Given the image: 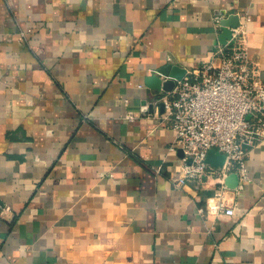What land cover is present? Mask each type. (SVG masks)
<instances>
[{"label":"crops","instance_id":"0c3cea01","mask_svg":"<svg viewBox=\"0 0 264 264\" xmlns=\"http://www.w3.org/2000/svg\"><path fill=\"white\" fill-rule=\"evenodd\" d=\"M216 44L264 82V0H0V264H264V138L248 181L224 178L235 212L203 213L224 155L175 187L167 92L145 83Z\"/></svg>","mask_w":264,"mask_h":264},{"label":"built area","instance_id":"2783aa9c","mask_svg":"<svg viewBox=\"0 0 264 264\" xmlns=\"http://www.w3.org/2000/svg\"><path fill=\"white\" fill-rule=\"evenodd\" d=\"M237 34L238 28H233L230 39ZM159 101L172 120V147L182 153L173 185L182 187L187 181L210 175L206 154L217 149L224 155L223 164L215 170L217 186L199 211L232 215L235 211L228 204L224 178L235 172L240 183L248 181V151L264 138V82L257 76L255 62L244 50H227L216 44L211 58L186 69ZM126 117L134 118L131 113ZM8 211L0 201V218Z\"/></svg>","mask_w":264,"mask_h":264},{"label":"water","instance_id":"95a60500","mask_svg":"<svg viewBox=\"0 0 264 264\" xmlns=\"http://www.w3.org/2000/svg\"><path fill=\"white\" fill-rule=\"evenodd\" d=\"M220 23L221 33L219 35V40L221 43H225L227 39H230L232 29L236 28L240 24L239 17L236 14H231L222 19ZM185 71L186 69L181 66L166 64L159 69L157 74H151L146 77V86L159 93L162 91L169 92L173 88L175 80L180 79L184 75ZM159 104L163 109V103L159 102ZM228 176H226L225 181ZM234 176L237 178L236 174H234Z\"/></svg>","mask_w":264,"mask_h":264}]
</instances>
